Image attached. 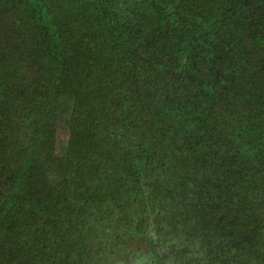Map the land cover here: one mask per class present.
<instances>
[{"label":"trees","instance_id":"16d2710c","mask_svg":"<svg viewBox=\"0 0 264 264\" xmlns=\"http://www.w3.org/2000/svg\"><path fill=\"white\" fill-rule=\"evenodd\" d=\"M145 255L264 264V0H0V264Z\"/></svg>","mask_w":264,"mask_h":264},{"label":"flooded vegetation","instance_id":"af4514ba","mask_svg":"<svg viewBox=\"0 0 264 264\" xmlns=\"http://www.w3.org/2000/svg\"><path fill=\"white\" fill-rule=\"evenodd\" d=\"M150 257L148 255L142 256V258H138L137 260H134L132 264H149Z\"/></svg>","mask_w":264,"mask_h":264},{"label":"rangeland","instance_id":"374dc122","mask_svg":"<svg viewBox=\"0 0 264 264\" xmlns=\"http://www.w3.org/2000/svg\"><path fill=\"white\" fill-rule=\"evenodd\" d=\"M66 131H65V129H63V128H61V130H60V143H59V145H60V147H62V146H64L65 145V143L64 142H66Z\"/></svg>","mask_w":264,"mask_h":264}]
</instances>
